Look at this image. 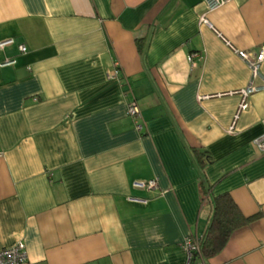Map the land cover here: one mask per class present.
I'll return each mask as SVG.
<instances>
[{
    "label": "crops",
    "instance_id": "0c3cea01",
    "mask_svg": "<svg viewBox=\"0 0 264 264\" xmlns=\"http://www.w3.org/2000/svg\"><path fill=\"white\" fill-rule=\"evenodd\" d=\"M8 39L0 250L22 243L26 264H184L183 240L203 234L227 192L254 218L206 262L264 264V152L252 144L264 60L255 70L243 56L264 45V0L211 11L203 0H0ZM148 179L157 187L133 188Z\"/></svg>",
    "mask_w": 264,
    "mask_h": 264
},
{
    "label": "built area",
    "instance_id": "2783aa9c",
    "mask_svg": "<svg viewBox=\"0 0 264 264\" xmlns=\"http://www.w3.org/2000/svg\"><path fill=\"white\" fill-rule=\"evenodd\" d=\"M227 0H203V2L206 4L207 10H215L219 8L222 4H224ZM202 22L210 25L208 22V19L205 15L201 16ZM11 42V39L5 40L0 42V46L4 45L5 43ZM19 49L21 52H24L26 50L25 45L21 44L19 46ZM243 56L247 59L249 64L254 68L255 70L258 67L259 62L264 60V45L261 46L260 51L256 54L255 57H250L247 54L243 53ZM192 54H189L187 56L188 60L192 62ZM12 60L6 59L2 64L12 63ZM257 88L249 86L248 88H245L242 90V99L239 105V108L235 114V119L238 117L239 113L247 108V102L246 97ZM127 114L131 116L133 119V123L135 125V128L137 130H140L142 127L141 122V112L138 108V106L132 102L127 106ZM233 126L231 125L229 127V131H233ZM252 144L260 151L264 152V133L260 134L259 136L252 139ZM132 186L135 189L140 190H150L152 188L157 187V181L156 179H148V180H134L132 182ZM130 200L139 201L142 203H145V199H138V198H130ZM182 248L186 251L187 254V260L184 264H191V258L193 251L197 250V240L194 237H188L185 240H183L181 244ZM26 253L24 250V246L22 243H17L14 246L3 248L0 250V264H26ZM79 264H87V263H79ZM196 264H205L204 261L199 260Z\"/></svg>",
    "mask_w": 264,
    "mask_h": 264
},
{
    "label": "trees",
    "instance_id": "16d2710c",
    "mask_svg": "<svg viewBox=\"0 0 264 264\" xmlns=\"http://www.w3.org/2000/svg\"><path fill=\"white\" fill-rule=\"evenodd\" d=\"M195 155L200 159L206 152L195 149ZM254 218L245 217L229 193H220L212 199V213L207 227L202 235L195 237L198 248L193 251L191 264L204 261L219 253L231 233Z\"/></svg>",
    "mask_w": 264,
    "mask_h": 264
}]
</instances>
